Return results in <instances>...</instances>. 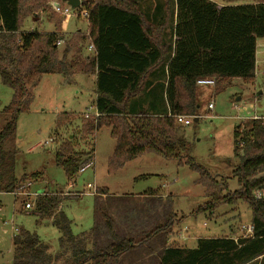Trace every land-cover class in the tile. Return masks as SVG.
Listing matches in <instances>:
<instances>
[{"label":"trees","instance_id":"16d2710c","mask_svg":"<svg viewBox=\"0 0 264 264\" xmlns=\"http://www.w3.org/2000/svg\"><path fill=\"white\" fill-rule=\"evenodd\" d=\"M52 1L0 0V83L13 90L10 104L3 109L10 119L0 132V192L14 194L20 187L14 177L12 152H5L3 147L13 137L18 117L29 113L33 90L41 78L60 75L63 85L73 86L76 75H95V111L99 116L82 117L77 131L81 141H85L102 128L110 130L115 147L108 162L109 173L137 157L156 154L198 174L209 201L202 209L195 210L194 215L201 212L211 215L219 206H235L238 201L251 211V238L199 239L193 250L167 247L161 264H180V257L187 259L184 264H249L264 257V120L248 121L241 133L235 129L233 154L239 163L232 174L239 189L223 196L228 190L225 181H216L192 157H180L179 153L186 151V143L176 136L173 118L198 116L197 79L212 78L216 88L233 79L252 82L257 42L264 40V0L222 8L209 0H171L176 5L174 34L178 40L172 45L165 43L161 49L143 30L144 34L141 32L138 37L121 36L122 28L140 27L142 22L133 0H82L81 7L74 12L82 9L87 12L86 36L81 33L67 36L62 32L64 19L50 9ZM40 14L46 16L52 31L21 30L28 18L37 22ZM58 42L62 44L58 46ZM88 44L94 47L92 55L85 53ZM152 70L165 76L168 109L165 113L133 109L135 100L147 90L146 81ZM70 120V114H58L56 126L62 127L71 123ZM73 136L62 141L54 152L55 165L69 180L92 158L90 152L77 149ZM105 193L106 190L98 191ZM62 197V194L42 193L32 201L40 219L51 220L58 230V251L51 255L36 234L17 230L11 238L12 264H118L119 258L138 244L167 233L174 219L169 216L165 223L136 242L131 238H116L113 220L101 210L99 230L91 229L75 236L71 221L60 210ZM102 230L110 241L93 251L89 246Z\"/></svg>","mask_w":264,"mask_h":264},{"label":"rangeland","instance_id":"374dc122","mask_svg":"<svg viewBox=\"0 0 264 264\" xmlns=\"http://www.w3.org/2000/svg\"><path fill=\"white\" fill-rule=\"evenodd\" d=\"M212 1L216 4L239 6L250 0ZM54 3L64 5L59 0H53L49 4L51 10V4ZM62 18L68 22L69 32L86 27L87 19L80 17L78 11L71 10L67 17ZM34 28L38 31L53 30L46 16L42 14L37 22L28 18L21 30L30 31ZM262 44L264 40L257 42V61L252 82L244 83L240 79H233L218 88L197 86L198 116L190 117L188 126L176 124V136L186 143V151L180 152V157H192L216 181H225L228 190L226 194L223 192V196L239 189L232 174L239 163L233 154L235 129L241 133L246 130L248 121H252L249 120L251 117L264 118ZM165 85V76L160 75V72L155 81H151L150 75L146 81L147 90L135 100L133 109L148 113L167 112ZM93 92L91 80L84 75H76L73 86L63 85L60 75H45L33 90L34 100L29 113L18 117L15 133L3 147L5 152H12L14 177L19 181L20 187L14 194L0 192V264H12L11 238L17 230L36 234L48 247L51 255L58 251L59 232L51 220L40 219L34 207L30 210L24 209V203L33 201V194H62L64 200L60 210L71 221L72 233L75 236L91 229L99 230L102 223L101 210L109 216V208H114L117 213L124 207L123 210L134 208L136 202L131 203L133 197L150 190L155 192L148 196H164L162 204L165 206V215L162 210L161 215L174 218V228L183 230L182 232H187L188 235H241V227L251 224V211L242 201H238L235 206L221 205L211 215L208 212L194 215L195 210L202 209L209 201L206 187L199 183L198 174L187 166H178L175 160H167L150 153L137 157L119 170L109 173L108 162L115 147L110 130L102 128L85 141H81L77 131L82 125L84 113H88L89 118L93 117ZM12 96L13 90L0 83V132L10 119L3 109L10 104ZM237 98L240 100L236 101ZM209 104L213 106L211 111L208 109ZM61 113L70 114L71 123L58 127L56 116ZM72 135L80 152L91 153L92 166L84 171L79 170L74 178L69 180L64 171L55 165L54 152L62 141L70 139ZM34 174L38 176L30 178ZM143 176L148 177L142 178ZM24 178L25 181L22 180ZM88 185L95 188V193L93 189L87 188ZM99 190H106V193L98 194ZM159 203L156 201L154 204L159 207ZM158 219L156 217L154 224L151 222L153 225L149 226L151 228L146 233L159 226ZM175 222H179L176 227ZM103 233L105 232L102 230V235L95 237L94 244L89 246L91 250L102 249L109 243L110 240H107L106 234ZM139 236V233L132 235L136 242L144 237ZM245 236L243 233L241 238ZM116 238L122 239L119 236Z\"/></svg>","mask_w":264,"mask_h":264},{"label":"crops","instance_id":"0c3cea01","mask_svg":"<svg viewBox=\"0 0 264 264\" xmlns=\"http://www.w3.org/2000/svg\"><path fill=\"white\" fill-rule=\"evenodd\" d=\"M137 3V10L143 18H141V25L135 26L130 25L128 28L124 27L120 32L121 36H141V32L143 31L148 34L150 41L157 42L158 48H162V46L166 43H174L177 41V37L174 34V27L176 25V5L171 0H133ZM213 2L212 0H209ZM261 1L259 0H250L246 4H256ZM214 3V2H213ZM216 4V3H215ZM218 8L227 7V6H238L237 4H216ZM66 21H63L61 25L62 32L70 36L74 33H81L82 35H88V24L86 22V27L76 28L75 31L69 32L67 29ZM141 27L143 29H141ZM130 30V34L128 33ZM143 30V31H142ZM127 32V33H126ZM144 34V33H143ZM89 44L85 47L86 54H93L92 51L88 50ZM257 53V49H256ZM173 56V54L171 55ZM257 61V59H256ZM151 81H155L159 72L157 70H152L150 72ZM160 75L163 76L162 73ZM91 83L94 88V99L96 98L95 94V81L96 76H89ZM104 195V194H103ZM131 203L135 204L134 208L130 209H121L119 213L114 208H109V216L113 219L115 223V235L123 238H131L133 239V234H140V236L144 235L156 221V217L159 218L157 220L158 225L163 224L167 219V216L163 217L165 207L162 204L164 201V196L157 194L155 196H148L144 194H139L137 197H133ZM157 198V199H155ZM166 198V197H165ZM127 201V200H126ZM157 201L159 203V207H157L154 203ZM129 204V203H128ZM160 209V210H159ZM161 210L163 212V216L161 215ZM167 213V212H166ZM119 214V215H118ZM167 215V214H166ZM161 220V221H160ZM163 220V221H162ZM177 221V220H176ZM153 222V224H151ZM160 222V223H159ZM179 225V222H175V227ZM251 225V224H250ZM183 230H178L174 228L172 225L171 229L167 233H161L151 240L138 244L132 251L126 253L121 256L118 260V264H161L163 251L167 247H174L176 249H196L197 241L199 239H212L219 238L220 236L216 235H201L194 234L188 235L187 232H182ZM178 232V233H176ZM241 233V232H240ZM105 234V233H103ZM243 233H241L242 235ZM102 235V233H101ZM121 235V236H120ZM240 234H232L228 238H231L234 241H237L241 238ZM139 236V237H140ZM107 240H110L107 235H105ZM227 237V236H223ZM141 238V237H140ZM99 250V249H98ZM185 257H180V264L186 263L187 259ZM189 258V257H188ZM249 264H264V257L258 258L252 261Z\"/></svg>","mask_w":264,"mask_h":264},{"label":"built area","instance_id":"2783aa9c","mask_svg":"<svg viewBox=\"0 0 264 264\" xmlns=\"http://www.w3.org/2000/svg\"><path fill=\"white\" fill-rule=\"evenodd\" d=\"M51 8H52L53 12H55L56 14L61 15L62 17H67L69 15L70 11H71L70 7H68L65 4L61 5L60 3L51 4ZM79 16L83 17L84 19H87V12L84 9H82L79 12ZM61 44H62V42H58L57 45L60 46ZM262 46L264 47V44H262ZM88 50L94 52V47H93L92 44L89 45ZM195 85H196V87L197 86H199V87H214L215 82H214V79H212V78H200V79L196 80ZM208 109L211 111L213 109V106L211 104H209L208 105ZM98 116H99V114L95 111L94 114H93V117L96 118ZM83 117L84 118H88L89 114L88 113H84ZM173 118H174L176 124H181V125H184V126H188L190 124V117H188V116L178 115V116H174ZM260 119L264 120V118H257V117H251L249 120H260ZM49 142H52V140H49ZM91 166H92V163L90 162V163L86 164L85 166H83L80 169V171H84V170L90 168ZM87 188L88 189H93V193H95V188L94 187L88 185ZM37 195L38 194H33L34 198ZM32 207H33L32 202H26L24 204V209L25 210H30ZM241 231L246 235L245 237H247V238H251V236L253 235V227H252V225L242 226L241 227Z\"/></svg>","mask_w":264,"mask_h":264},{"label":"water","instance_id":"95a60500","mask_svg":"<svg viewBox=\"0 0 264 264\" xmlns=\"http://www.w3.org/2000/svg\"><path fill=\"white\" fill-rule=\"evenodd\" d=\"M59 1L70 7L72 11L79 9L82 5L81 0H59ZM239 100H240L239 98L236 99V101Z\"/></svg>","mask_w":264,"mask_h":264}]
</instances>
